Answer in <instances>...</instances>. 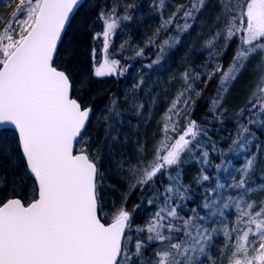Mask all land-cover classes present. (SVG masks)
Returning a JSON list of instances; mask_svg holds the SVG:
<instances>
[{
	"label": "snow or ice",
	"instance_id": "1",
	"mask_svg": "<svg viewBox=\"0 0 264 264\" xmlns=\"http://www.w3.org/2000/svg\"><path fill=\"white\" fill-rule=\"evenodd\" d=\"M218 2V27L205 46L215 49L221 37L224 50L233 38L238 43L227 69L216 64L206 72L207 81L220 73L211 102L214 118L220 119L224 94L254 57H259L254 69L258 82L246 107L236 113L237 128L225 152L210 141L207 129L190 118L193 94L201 95L195 88L201 74L187 70L182 74L183 88L165 113L163 135L152 158L143 154L141 145L135 164L121 160L117 165L119 173L126 169L135 179L129 186L141 191V203L146 199L148 205H155L148 221L134 226L140 203L131 211L113 206L111 222L101 215L105 206L102 156L93 151L87 129L94 114L92 98L83 95L88 82L75 79L73 49L64 48V37L82 0H5L11 10L10 19L0 25V156L21 175L15 178L19 184L11 194L0 196V264H205L202 257L216 264L210 250L218 236L224 240L219 254L231 252L229 264H264V199L251 198L258 192L264 195V183L254 186L252 182L257 170L264 175V144H256L255 152L250 150L253 134L249 127L264 126V0ZM205 4L206 0H190V6L177 5L162 19L156 37L173 27L175 33L160 42V54L147 67L159 64L166 49L180 43ZM164 5L165 0H158L156 7ZM135 7L128 3L122 15L118 6L100 11L103 31L93 39L103 38L105 56L103 62L94 63V77L123 76L128 70L109 58L108 50L122 22L133 20L130 10ZM124 47L120 45L122 51ZM143 55V48L136 51V56ZM143 82L141 78L133 90ZM134 107L139 111L143 104ZM120 115L113 97L104 118L109 130L106 139H115L111 135L115 127L109 121ZM212 153L220 157L219 163H214ZM229 154L241 157L242 162L237 166L226 159ZM190 162L200 165L197 185H208L200 203L188 208L195 193L183 183L182 170ZM210 168L215 169V176L208 173ZM148 191L151 196L145 195ZM233 208L235 220L230 221L226 210ZM186 211L190 214L182 215ZM149 249L151 257L146 256Z\"/></svg>",
	"mask_w": 264,
	"mask_h": 264
},
{
	"label": "trees",
	"instance_id": "2",
	"mask_svg": "<svg viewBox=\"0 0 264 264\" xmlns=\"http://www.w3.org/2000/svg\"><path fill=\"white\" fill-rule=\"evenodd\" d=\"M157 2L158 0H86L73 19L68 34L64 37V48L73 49L71 67L75 79L88 82V87L83 95L92 98L91 106L94 109V114L87 124L88 133L94 141L93 151L100 154L101 162L106 161L110 168L117 167L121 160H131L135 164L134 157L138 154L141 145L144 149L143 154L148 159L152 158L154 147L163 135L161 128L165 120V113L183 88L182 74L186 70L194 74H201V79L195 84L196 90L200 91L201 95L197 98L193 94L195 104L188 108L191 114L190 118L197 121L202 128L207 129L210 141H214L217 148L225 152H227L237 128L236 113L239 109L246 107L251 96L252 90L249 87L251 85L249 84L251 70L246 68L248 79L245 80L241 72L234 81L239 87H228L221 109L218 110L220 119L214 118L211 102L216 96L219 78L216 73L210 81H207L206 72L214 69L216 64H223V68L228 66V61L233 57L235 45L232 40L224 50L225 40L221 37L216 41L215 49L210 50L205 46L210 36L215 34L218 27L216 17L221 14V4L215 0H206L193 27L181 35L180 43L172 48H167L159 64H155L151 68L147 67L160 54V42L168 35L175 33L173 27L167 33L161 32L159 38L156 37V31L160 27L162 19H167L176 10L177 5L190 6V0H165V5L161 9L156 7ZM128 3L136 5L130 10L134 18L131 21L122 22L121 28L114 35L108 50L109 58L119 60L121 66L127 67L128 70L123 76H113L110 78L111 80L106 77V80L100 81L101 78L93 75L94 63L96 61L103 62L105 56L103 38L93 39L95 33L103 31V24L98 19V15L102 9L107 11L113 6H118V12L122 15ZM8 8L10 7L8 6L4 10ZM66 39L67 42H65ZM150 40H155L156 43L150 44ZM126 41L128 43H125ZM121 44L125 45L123 51L120 48ZM134 46L143 48L144 55L136 56V52L132 53L130 49H133ZM93 48H95V61L93 60ZM221 51L223 55H215ZM210 54L212 55L211 60L209 59ZM62 57L67 58L63 51ZM141 78H143V84L133 90V86L138 84ZM205 81H207L206 84ZM113 97L116 98L117 107L121 113L118 120L109 121L115 127V131L111 133L115 137L114 140L106 139V133L109 130L105 127L104 120L109 115ZM138 104H143V108L139 111L134 107ZM184 114L182 111L181 119ZM127 125L130 126V131L126 132L128 137L122 143L119 133L123 128H127L125 127ZM249 127L253 134V146L250 150L255 152L256 144H264V126L250 125ZM132 140L135 141L133 146L131 145ZM120 143L122 144L120 145ZM209 151L211 152L210 145ZM231 157L233 156L229 154L226 159H231ZM211 158L214 163L220 162V157L215 153H212ZM241 162V157L233 158V163L239 165ZM182 171L183 183L189 185L195 193L194 202L188 203L187 207H195L200 203L201 195L208 182H205L203 187L195 182L200 171V165L197 163L190 162L184 165ZM208 173L215 176V169H208ZM19 175L21 172L10 165L5 157L0 156V196L11 194V189L19 184V180L15 179ZM107 175L111 183L108 185L111 189L105 185L102 186L101 196L104 205L111 204V211H113V206L115 208L124 206L131 211L136 204L140 203V208L135 211L133 216V225L143 226L154 213L155 205H148L146 199L141 203L142 193L139 189L133 191L130 188V183H134L135 179L128 176L126 169L123 174L116 171L115 175L120 176L122 180L115 178V175H110V172ZM220 175L225 177L224 173ZM163 182L164 184L168 183L166 179ZM214 182L213 179L212 183L214 184ZM252 182L254 186L264 183V175H261L257 170ZM104 183L106 184L105 181ZM157 187L163 192L159 180ZM128 193L131 194L128 195ZM259 194H251V198L258 200ZM145 195L151 196L152 193L148 191ZM105 206L104 208H106ZM185 214L190 213L187 211L182 213V215ZM203 214L202 211L201 215ZM227 216L229 219L231 218L230 214ZM110 220L111 218L108 221ZM213 243L214 246L211 248L210 254L215 258L216 264H226L229 251H225L223 255L218 252L223 247L222 237L218 236ZM152 247H155V244ZM151 255V249L147 250L146 256L151 257ZM201 259H204L205 264H208L205 258Z\"/></svg>",
	"mask_w": 264,
	"mask_h": 264
},
{
	"label": "rangeland",
	"instance_id": "3",
	"mask_svg": "<svg viewBox=\"0 0 264 264\" xmlns=\"http://www.w3.org/2000/svg\"><path fill=\"white\" fill-rule=\"evenodd\" d=\"M218 4H220L219 2H218V0H215ZM6 7H8V5H7V3H5V0H0V25H2L5 21H7V20H9L10 19V15H9V13H10V8H8L7 10H4ZM233 40H234V43H235V45H234V47H233V54H232V56H234V53H235V50H236V48H237V43H238V41H237V39L236 38H233ZM65 42H67V39L65 40ZM141 47L140 46H134L133 47V49H130L131 50V52L132 53H134V52H136L138 49H140ZM192 48V46L190 47V49ZM233 58V57H232ZM232 58L228 61V63L230 64L231 63V61H232ZM259 62V57H254V58H252L249 62H248V64H247V66H246V68L247 69H250L251 71V81L249 82V84H251L249 87H251V94H252V92L254 91V89H255V85H256V83L258 82V78H259V73L257 72V71H255L254 69H255V67H256V65H257V63ZM229 64H228V66H226V67H224L223 69H227L228 67H229ZM221 65H223V64H221ZM246 68H245V70L242 72V76L244 75V79L246 80V79H248V71L246 70ZM217 76H218V78L220 79V73L218 72L217 73ZM106 77H108L109 79L112 77L113 78V76H106ZM106 77H101V80L100 81H104V80H106L107 78ZM111 80V79H110ZM235 86H237V82H232L231 84H230V87H235ZM237 87H239V86H237ZM125 127H127V128H123V130H121L120 131V135H121V139H122V143H123V140L126 138V137H128V136H126L127 134H126V132H128V131H130V126H125ZM122 143H120V145L122 144ZM135 144V141L134 140H132V146ZM233 158L234 157H231V159L233 160ZM102 163V166H103V169H104V176H105V182H106V184L103 182V185H105V186H107V188L108 189H111V187L108 185V184H111L110 183V181H109V177H108V173L110 172V175L112 174V175H115L116 174V171H117V167H115V168H110L108 165H107V163H106V161H102L101 162ZM238 166V165H237ZM111 170V171H110ZM118 172V171H117ZM225 175V174H224ZM115 178H117L118 180L120 179V176H118V175H115ZM120 180H122V179H120ZM230 182V181H229ZM106 188V189H107ZM259 193V192H258ZM229 194V192H225L224 193V195L225 196H227ZM232 195H235V193H232ZM260 199H264V195H261V194H259V196H258V200H260ZM106 208H104V210H103V213H102V216H104L107 220H109L110 218H111V213H112V211H111V204H106V206H105ZM228 214H230L231 215V218L229 219L230 221H234L235 220V209L233 208V209H228V210H226V215H228ZM222 237V236H221ZM222 239H223V237H222ZM224 241V240H223ZM231 255V252L229 251L228 252V260H227V262H226V264H229V256Z\"/></svg>",
	"mask_w": 264,
	"mask_h": 264
},
{
	"label": "water",
	"instance_id": "4",
	"mask_svg": "<svg viewBox=\"0 0 264 264\" xmlns=\"http://www.w3.org/2000/svg\"><path fill=\"white\" fill-rule=\"evenodd\" d=\"M86 0H82V5L84 4V2H85ZM91 118V117H90ZM5 127H7V126H5ZM111 222V221H110Z\"/></svg>",
	"mask_w": 264,
	"mask_h": 264
}]
</instances>
